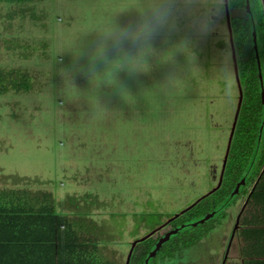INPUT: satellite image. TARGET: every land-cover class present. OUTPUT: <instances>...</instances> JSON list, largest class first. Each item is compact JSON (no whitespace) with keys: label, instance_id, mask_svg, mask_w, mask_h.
I'll return each mask as SVG.
<instances>
[{"label":"rangeland","instance_id":"obj_1","mask_svg":"<svg viewBox=\"0 0 264 264\" xmlns=\"http://www.w3.org/2000/svg\"><path fill=\"white\" fill-rule=\"evenodd\" d=\"M137 8V0L0 3V69L26 72L33 86L0 95V188L51 193L57 211L92 212L122 240L127 222L132 235L141 222L164 227L219 188L242 97L227 20L237 11L226 0L219 13L195 7L210 16L203 31L179 11L152 39L148 70L121 68L112 78L111 62L137 49L103 34L133 30ZM245 198L175 264H222ZM137 238L133 246L146 234ZM236 239L225 264H241L230 257Z\"/></svg>","mask_w":264,"mask_h":264},{"label":"trees","instance_id":"obj_2","mask_svg":"<svg viewBox=\"0 0 264 264\" xmlns=\"http://www.w3.org/2000/svg\"><path fill=\"white\" fill-rule=\"evenodd\" d=\"M32 2L0 0L1 4L6 5ZM226 2L229 10L237 11L234 14L229 12L227 20L236 53V73L242 87V97L220 186L166 226H154L151 236L135 245L129 264H144L163 235L184 224L185 227L170 236L148 261V264H175L182 254L186 255L197 247L213 231L216 217L222 213L219 218L223 219L225 208L242 197H246V204L239 217L237 230L238 258L241 264H264V138L259 154L256 151L258 132L264 120V96L261 94L253 48L255 34L264 71V3L262 0H253L256 14L252 13L251 8L248 14L245 12L246 0L243 4L240 0H232L231 4L229 0ZM31 83L32 76L24 71L0 69V95L29 93L33 88ZM242 178H245V184L240 187L238 195L231 197ZM84 197L80 196L79 199ZM54 201L51 193L47 192L0 188V259L41 264L42 260L46 262L61 258L65 237L70 229L69 216L81 210H74L76 206H65L57 211L58 205ZM69 202L73 203L66 201L64 204ZM210 213L213 216L205 223L190 226Z\"/></svg>","mask_w":264,"mask_h":264},{"label":"crops","instance_id":"obj_3","mask_svg":"<svg viewBox=\"0 0 264 264\" xmlns=\"http://www.w3.org/2000/svg\"><path fill=\"white\" fill-rule=\"evenodd\" d=\"M262 1L264 3V0ZM69 218L71 219L70 229L65 237V247L61 252V258H55L53 261L46 260V262L42 260L41 264H127L128 248L133 246L135 238L144 233L147 238L151 236L153 229L152 227L150 229V226L147 229L145 222H141L137 227L139 234L132 235L130 230L132 223L127 222L123 227L126 232L122 240L120 230L99 220L92 212L81 210L70 214ZM19 261L15 263L2 258L0 264H29L25 260Z\"/></svg>","mask_w":264,"mask_h":264},{"label":"clouds","instance_id":"obj_4","mask_svg":"<svg viewBox=\"0 0 264 264\" xmlns=\"http://www.w3.org/2000/svg\"><path fill=\"white\" fill-rule=\"evenodd\" d=\"M137 10L141 13V21L133 30H122L113 27L103 34L104 38H128L136 47L135 54L121 52L119 59L111 62L109 72L126 68L131 72L147 71L148 64L145 57L152 52L151 41L161 30L175 26L176 15L183 10L193 16L192 24L197 30L203 31L210 25V16H196L194 9L199 4L211 5L217 12L223 10L225 0H137ZM243 4L245 0H240ZM232 0H229V4ZM252 13H255L253 0H247ZM186 47V45H182ZM262 134V132H261ZM260 134V136H261Z\"/></svg>","mask_w":264,"mask_h":264},{"label":"water","instance_id":"obj_5","mask_svg":"<svg viewBox=\"0 0 264 264\" xmlns=\"http://www.w3.org/2000/svg\"><path fill=\"white\" fill-rule=\"evenodd\" d=\"M245 12L246 13H250V7L248 6V3H247V0H246V6H245ZM253 48H254V51H255V57H256V60H257V68H258V77H259V82H260V86H261V94L262 96H264V90H263V78H262V74H261V66H260V59H259V55H258V51H257V44H256V36L254 34L253 36ZM263 125L264 123H262V126H261V130H260V134L262 132V129H263ZM245 183V178H242V180L237 184L236 188H235V191L233 192L232 196L237 194L238 191H239V188L240 186L244 185ZM245 204H246V201L244 202L243 206H242V209H241V212L239 214V216L237 217L236 219V223H235V227H234V230H233V233H235V230L238 229L239 227V217L245 207ZM213 214H208V215H205L203 218H201L200 220L196 221V222H193L190 224V226H196L198 223H205L208 219L212 218ZM185 227V225H181L180 227H177L171 231H168L167 233H165L163 235V237L155 244V247L154 249L149 253L148 257L145 259L144 261V264H148V261L150 258H152L155 253L159 250V248L162 246V244L170 237V236H173L175 235L178 231L182 230L183 228ZM231 238H233V234L231 236Z\"/></svg>","mask_w":264,"mask_h":264},{"label":"flooded vegetation","instance_id":"obj_6","mask_svg":"<svg viewBox=\"0 0 264 264\" xmlns=\"http://www.w3.org/2000/svg\"><path fill=\"white\" fill-rule=\"evenodd\" d=\"M239 228V227H238ZM237 230L238 229H236L235 230V233H233V238H231V236H232V233H231V236H230V238H229V242H228V244H229V247H228V250H227V253H226V256L228 257V253H229V250H230V248H231V246H233V241H234V237H235V234H236V232H237ZM236 247H237V242H236V245H235ZM226 256L223 258L224 260H222V264H225L226 263V260L227 259H225L226 258ZM230 257H239V254H238V252H234V254H232ZM229 257V258H230ZM239 259V258H238ZM240 261V260H239Z\"/></svg>","mask_w":264,"mask_h":264}]
</instances>
